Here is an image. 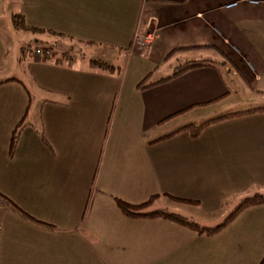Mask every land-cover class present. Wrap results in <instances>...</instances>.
<instances>
[{
  "label": "crops",
  "instance_id": "1",
  "mask_svg": "<svg viewBox=\"0 0 264 264\" xmlns=\"http://www.w3.org/2000/svg\"><path fill=\"white\" fill-rule=\"evenodd\" d=\"M173 1L14 0L7 33L21 31L11 24L20 15L28 27L61 34L72 51L69 62L56 64L60 54L35 56L45 49L35 40L33 56L18 46L9 70L0 33V264H264V247L223 246L215 240L221 231L202 238L177 223L128 218L117 208L116 200L140 205L153 198L148 207L159 200H236L237 206L264 196V111L253 112L264 106L222 104L215 114H196L194 120L212 116L201 124L175 123L241 89L264 96V0ZM44 13L51 16L47 27L38 25ZM49 43L46 48L56 46ZM80 46L95 58L76 56ZM106 48L124 50L126 59L156 48L163 59L176 51L169 58L207 62L140 90L124 68L91 65L93 59L111 64ZM27 74L40 93L30 105ZM237 113L246 114L217 121L195 138L176 133ZM239 214L264 223V204Z\"/></svg>",
  "mask_w": 264,
  "mask_h": 264
},
{
  "label": "rangeland",
  "instance_id": "2",
  "mask_svg": "<svg viewBox=\"0 0 264 264\" xmlns=\"http://www.w3.org/2000/svg\"><path fill=\"white\" fill-rule=\"evenodd\" d=\"M17 5L14 3V0H0V33L3 37H5V41L7 42V45L9 47L8 51V57H7V63L9 70L14 67V62L12 61L13 58H15L18 55V46L22 45L26 47L28 51V57L33 56V49L36 47V45L32 42L35 40L40 41V46L45 47V45H50L52 41H55V47H48L49 49H53V54L55 55H62L65 53V57L68 56L69 52H67V49L70 46V43L66 41H62L63 39H60L58 37H54L48 33H41V32H35V31H20L19 33H16L14 35L13 33H7V27L3 25H7V19L10 12H16ZM41 20L38 23V25H42L43 27H47L46 22L49 21L51 16L47 14H42ZM34 29H37L39 31L41 30L40 27H35ZM47 29V28H46ZM46 32V30H44ZM0 34V35H1ZM2 37V38H3ZM38 46V44H37ZM58 46V48H57ZM80 49L77 51L78 53L76 56H80L83 59H89V58H95V51L90 49V47L80 46ZM103 51V48H98ZM97 49V50H98ZM27 51L24 52V55H26ZM135 53V56L126 59L125 51L118 48H106L105 53L107 55V60L111 63V65L114 68H118L119 70L125 69L126 74H124L125 79L129 82L131 78L136 79V82H141L145 77H147L145 84L152 81L154 82L155 79L163 76L168 75L167 73H171L172 70L183 64L186 59L183 58L184 55H175L172 58L167 57L166 59L161 58L158 55L157 49L153 48L151 52L146 53L145 51L137 49ZM43 52V51H42ZM16 54V55H15ZM50 54V53H48ZM174 55V54H173ZM97 58L99 57L96 56ZM205 57V56H204ZM193 59V58H191ZM206 59V58H205ZM225 65H227L225 63ZM6 72V71H5ZM163 73V74H162ZM5 74H10V71H7ZM4 74V75H5ZM170 75V74H169ZM30 74H27V77H25V86L29 90V93L32 94L29 99V105L32 102V104L35 102V96L39 95L40 93H37V84L31 79ZM247 91L244 89H241L240 91H237L236 94H232L231 97L221 104H216L213 106H210L206 108L205 110L201 111H194L189 113L188 115L183 116L181 119L176 121V124H184L185 122H190L191 120H194L193 118L196 117V114H201L202 116H205L208 113L215 114L217 113L218 109L222 107V104H229L230 106H237L238 109L241 110L244 109L246 106H264V96L253 93L252 95H248L246 93ZM249 92V91H248ZM246 93V94H245ZM45 96H49L46 93H44ZM44 96V95H43ZM244 105V106H241ZM212 116L208 118H200L197 120H194L197 124H201L202 122L208 120ZM172 127L174 125V122L171 123ZM171 128V125L169 126ZM167 127H164V129ZM236 200H232L230 203L227 204H215V203H172L168 200H159L156 201V203L153 204L152 207L148 211L151 210H159L164 211L167 213H172L175 215H178L184 219H186L189 222L195 223L200 227H206V228H213L215 226L220 225L227 216L234 210L236 206H233L232 203H236ZM252 217V216H251ZM194 232V231H193ZM220 232V231H219ZM218 232V233H219ZM261 234H264V223L260 221H255V219L246 217L245 215H237L236 218H234L228 225L225 226L224 229L221 230V232L218 234L215 240H217V243H220L224 241V245H235L237 247L243 248V249H252L254 252L264 247V239L260 238ZM195 235L202 238H207L210 236H204V235H198L195 232ZM213 243L204 242L201 245L205 247L213 246Z\"/></svg>",
  "mask_w": 264,
  "mask_h": 264
},
{
  "label": "trees",
  "instance_id": "3",
  "mask_svg": "<svg viewBox=\"0 0 264 264\" xmlns=\"http://www.w3.org/2000/svg\"><path fill=\"white\" fill-rule=\"evenodd\" d=\"M151 1V0H148ZM160 1H168V2H174L173 0H160ZM188 0H179L178 3H185ZM11 24L12 27L15 30H21V31H35V32H42L39 31L37 29H34L32 27H28L22 16L20 15H12L11 16ZM50 34L57 36V37H63L61 34H56L54 32H50ZM53 49H49V48H45V49H41V51H43V53H50L49 56H47L48 59H51L54 57V54L52 53ZM38 51V50H37ZM72 49L68 48L67 52H71ZM36 52V51H35ZM174 52L176 51H172L170 52V54L167 56L169 57L170 55H172ZM35 54V53H34ZM66 51L65 53H63L57 60H56V64L62 63V61L64 60H68V56L65 57ZM67 55V54H66ZM69 55V54H68ZM70 60H68L69 62ZM91 65L95 68L101 69V70H106L109 72H117L118 69H115L111 64L109 63H105L103 60L101 59H93L90 61ZM207 61H193V62H185L183 64H181L180 66H177L174 69L173 74L170 77L164 78L159 80L158 82L154 83V84H145V81L147 79V77H145L141 82H139L137 84V89L140 90H144V89H148L154 86H157L161 83H164L166 81H168L169 79H172L174 77H176L177 75L183 73L186 70L189 69H193V68H197V67H203L205 66ZM256 111H264V109H258V110H254L253 112ZM246 113H237L234 115H228V116H223V117H219L217 119L208 121L202 125L199 126H194V125H188L186 127H183L181 129H179L176 133H180V132H187L191 137L195 138L199 135V133L202 131L203 128L217 122V121H222L224 119H227L229 117H233V116H239V115H243ZM23 126V119L17 124V126L14 128L10 140H9V147H8V156L11 157L13 155L17 140H18V135H19V131L21 130ZM153 198H150L146 203L140 204V205H131L128 203H125L121 200H116V205L117 208L120 210V212L128 217V218H159V219H165L174 223H177L179 225H182L194 232H196L198 235H204V236H213L215 234H217L219 231H221L222 229L225 228L226 225H228L230 223V221H232L239 213H241L242 211L251 208V207H255V206H259V205H263L264 204V196H254L251 198H247L244 199L242 202H240L235 209L227 216V218L218 226H215L213 228H206V227H200L195 223L189 222L186 219L175 215V214H170L164 211H154V212H148V205L151 203Z\"/></svg>",
  "mask_w": 264,
  "mask_h": 264
},
{
  "label": "built area",
  "instance_id": "4",
  "mask_svg": "<svg viewBox=\"0 0 264 264\" xmlns=\"http://www.w3.org/2000/svg\"><path fill=\"white\" fill-rule=\"evenodd\" d=\"M252 3H255L256 4V2H252ZM236 5H237L236 3L235 4H229L225 8L226 9H229V8L234 7ZM35 56H37V57L48 56V53H43L42 51H36L35 52Z\"/></svg>",
  "mask_w": 264,
  "mask_h": 264
}]
</instances>
